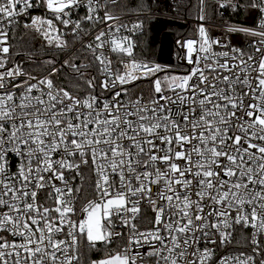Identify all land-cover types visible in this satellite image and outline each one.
Segmentation results:
<instances>
[{
  "label": "snow or ice",
  "instance_id": "6c2138e0",
  "mask_svg": "<svg viewBox=\"0 0 264 264\" xmlns=\"http://www.w3.org/2000/svg\"><path fill=\"white\" fill-rule=\"evenodd\" d=\"M217 3L257 12L255 27L227 26L256 38L253 52L211 38L200 23L197 38L180 42L192 67L161 79L164 69L137 61L132 38L116 34L125 26L105 0H0V264H78L80 239L110 245L125 239L118 228L127 229L124 246L92 264H145V257L148 264H257L254 255L214 259V248L201 247L216 245L213 236L230 244L237 227L254 230L252 252L264 256L257 239L264 235V0ZM81 8L85 15L74 20ZM196 8L205 21L207 0ZM24 17L34 39L65 52L70 34L92 62L68 53L43 61V76L26 72L13 60L9 34ZM61 68L93 91L82 98L58 86ZM142 80L153 93L147 103L132 92L142 93ZM83 167L95 176L94 197L78 209L83 188L68 174L83 180ZM44 191L53 207L39 203ZM145 203L154 221L140 230Z\"/></svg>",
  "mask_w": 264,
  "mask_h": 264
},
{
  "label": "built area",
  "instance_id": "2783aa9c",
  "mask_svg": "<svg viewBox=\"0 0 264 264\" xmlns=\"http://www.w3.org/2000/svg\"><path fill=\"white\" fill-rule=\"evenodd\" d=\"M117 1L118 0H116V2ZM105 2H106L107 10L112 12L113 15L119 17V20L116 21V25L117 26L118 25H124L125 26V27L121 28L119 33H116V34L118 36H130L132 38V40L134 41V43H135V49H134L135 59L137 61L144 62V63L160 65L164 69V71L157 73V76L163 74V78H164L166 75L167 76L183 75L192 67V65H189L185 59L186 49L181 47L180 42L186 41L188 39L197 38V26L200 23L204 24V26L206 27L208 34L211 38L220 39L223 41V43L225 45H231L233 47H238V48L242 49L243 51H245L246 53L251 54L253 52V48L249 42L253 39H256V38L251 37V36H246L243 33L228 32L227 26L228 25H238V26H245V27H255L256 21L259 19V16L255 10H253L251 12L244 13L241 21L223 22V21H213V20H208V19H206L205 21H199L197 18L195 20L191 21L194 23V25H196V32L194 34L188 35V36H185V35L175 36L173 34L174 35L173 53H172L173 62L171 64H165V63L158 62L157 61V53L155 56V60L145 59V58L139 57V56H137V54L139 53V50L141 49V48L139 49V47L142 45V43L140 44V40L142 37L146 36L149 33V31H151V36H153V34L156 33V23L155 22H159V20H161V19H177V20H181L180 22H182V23H188V22H190V20H188L186 18H177V17H174L173 15H169V14H166V13H163L160 11H155V10L112 11L111 10V5H113L112 0H105ZM216 2H217V0H216ZM103 11H104V9L102 8L101 9V15L103 14ZM43 14H44L43 9L32 10V15H43ZM84 15H85V9L81 8L78 10L77 15L73 16V19L74 20L78 19L79 17H82ZM28 20H29L28 17L20 18L19 25L16 26L9 33L10 37H11L10 42L12 44L13 53H14L13 60L16 63H19V62L16 60L14 39L16 38L18 29L25 30L23 28V24L25 22H28ZM138 23L142 25L141 29L129 31V29L133 28V25L138 24ZM84 27L86 30L92 29L94 31L95 27H100V25L92 26L90 24H85ZM26 31L29 32L28 30H26ZM113 31H115L114 28H113ZM164 31L165 30H163L162 32H164ZM29 33H31V32H29ZM31 34L33 36H35L34 33H31ZM66 38L69 40L70 46H69V49L65 50V52H61L55 48L47 47L45 42L39 37H36L35 39H37L39 41L40 46L42 48L46 49L47 51H54L52 53L57 58L58 62H62L63 60L68 59L69 58L68 53H71V57L73 59H76L77 61H79V63H86L87 64V63L92 62V60H93L92 55L90 53L86 52V50L84 48H82L81 42L79 39L73 40L70 34ZM87 38H90V37H87ZM73 49H75L76 51L73 52L72 51ZM214 50L215 51H224L226 49L224 47H216ZM78 51L82 52L80 54L81 56L75 57V55L79 53ZM106 54H108V53H106ZM109 58L113 60L114 65H116L118 63L119 57L115 53H111L109 55ZM124 59H127V57H125ZM48 67L49 66L46 65L44 69L39 70V71H35V72L28 71L25 68L24 69L26 72H29L33 75L40 77L46 73V70ZM57 67H59V63L57 65ZM120 67L122 68V65H120ZM172 68L175 70H172ZM63 69H67V68H63ZM67 70L69 72H71L70 69H67ZM92 75H96L99 77L100 74L97 71H93ZM143 81H146V80L138 81L137 84H139L140 82H143ZM143 87L144 86L140 87L142 89V93L139 91H136L135 88H132V92L136 96L143 95L144 102L147 103L149 101V99L151 98V96L153 95V93L150 91V88L148 89V88H143ZM92 91H93L92 89H89V90L85 91L83 94L81 93V95H79V96L82 98L86 97ZM96 92L99 94L100 90L96 89ZM166 94H171V93L166 92ZM104 95H107V94L105 93ZM125 99H127V97ZM18 162L19 161L15 157L10 158V164H11L10 170L11 171L14 172L16 170V166H17ZM82 171H83V180H81L80 177H77V179L73 181L72 180L73 174L72 173L68 174V179L73 183L74 186L83 188V191L78 194V199L76 201V207L78 209L81 208L87 202L88 199H92L94 197L92 186L94 185L95 176L87 167H83ZM57 183H59V182H57ZM39 203L45 207H53L54 206V201L48 199V194L46 191L41 192L39 194ZM153 221H154V213L152 212L151 208L145 203L143 208H142L141 215L137 220V226L140 228V230H145V229L150 228L152 226ZM117 231H123L125 239H114L110 245L98 243L96 245V247H98L100 245H101V247L98 248L99 251L96 250V252L100 253V257L90 259L85 264H92V261H94V260L98 261L100 259H103L108 254L114 253L116 250H118L119 248L124 246V244L126 243L127 229L118 228ZM253 232H254V230L250 229V228L249 229H243V228L237 227L235 229V231L233 232V237H232L230 244L221 245L219 243L218 236H213L212 238L217 240L216 245H211V244L205 245V243L202 242L201 247L208 246V247L214 248L215 253H216V256L214 257V259L216 257L221 256V255L238 256V255H240L241 252H244L246 255H254L257 264H259V261L261 259H264V256L256 255L252 252L253 245L251 244V238H252ZM257 239L261 240L262 247H264V235H258ZM86 245L90 246L86 237L80 239L78 249H77L78 264L83 263V254H85L88 251L84 247ZM91 250H89V251H91ZM141 251H143V249ZM145 264H148V258L147 257H145Z\"/></svg>",
  "mask_w": 264,
  "mask_h": 264
},
{
  "label": "trees",
  "instance_id": "16d2710c",
  "mask_svg": "<svg viewBox=\"0 0 264 264\" xmlns=\"http://www.w3.org/2000/svg\"><path fill=\"white\" fill-rule=\"evenodd\" d=\"M197 0H118L115 4L111 5L112 11H138V10H155L177 18H186L190 20L188 23H182L177 19H161L156 23V33L151 36V31L142 37L140 40L139 53L137 56L155 60L160 43V34L163 30L172 32L175 36L179 35H192L196 32V25L193 20L197 18ZM207 18L213 21L233 22L241 21L242 16L246 13L245 10L240 9L234 12L230 7L219 9L216 0H207ZM15 52L20 53L16 55V60L28 71H39L45 68L46 64L43 63L48 58L54 56L52 52L40 46L34 36L23 29L17 30L16 38L14 39ZM75 57L81 56V51ZM87 55V54H86ZM89 57V56H88ZM79 62V61H77ZM172 70H175L172 68ZM87 75V74H86ZM55 82L61 87H65L73 92V94L81 95L89 90L83 78H76L67 69L61 68L58 75L55 76ZM139 87L150 88V81L146 80L140 82ZM86 250H91L83 254V263L93 258L100 257L98 248L84 246ZM94 249V250H93Z\"/></svg>",
  "mask_w": 264,
  "mask_h": 264
},
{
  "label": "water",
  "instance_id": "95a60500",
  "mask_svg": "<svg viewBox=\"0 0 264 264\" xmlns=\"http://www.w3.org/2000/svg\"><path fill=\"white\" fill-rule=\"evenodd\" d=\"M173 39L172 32L164 31L160 35V43L157 51V61L165 64H171L173 62Z\"/></svg>",
  "mask_w": 264,
  "mask_h": 264
},
{
  "label": "rangeland",
  "instance_id": "374dc122",
  "mask_svg": "<svg viewBox=\"0 0 264 264\" xmlns=\"http://www.w3.org/2000/svg\"><path fill=\"white\" fill-rule=\"evenodd\" d=\"M159 77L162 79L163 78V74L162 75H159ZM87 253H88V251H87Z\"/></svg>",
  "mask_w": 264,
  "mask_h": 264
}]
</instances>
